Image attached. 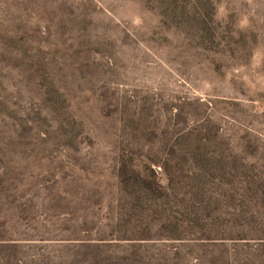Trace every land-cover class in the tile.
<instances>
[{
	"label": "rangeland",
	"instance_id": "1",
	"mask_svg": "<svg viewBox=\"0 0 264 264\" xmlns=\"http://www.w3.org/2000/svg\"><path fill=\"white\" fill-rule=\"evenodd\" d=\"M0 264H264V0H0Z\"/></svg>",
	"mask_w": 264,
	"mask_h": 264
}]
</instances>
